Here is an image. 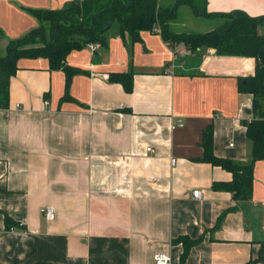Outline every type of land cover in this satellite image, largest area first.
I'll list each match as a JSON object with an SVG mask.
<instances>
[{
	"label": "crops",
	"instance_id": "crops-1",
	"mask_svg": "<svg viewBox=\"0 0 264 264\" xmlns=\"http://www.w3.org/2000/svg\"><path fill=\"white\" fill-rule=\"evenodd\" d=\"M75 1L0 0V55L38 26L30 10ZM79 1L93 8L111 0ZM206 9L261 15L264 0H206ZM220 23L181 4L168 25L206 32ZM100 44L94 53L72 50L64 67L22 59L11 77L0 108V264H153L159 251L179 264L178 236L200 239L184 264H264V159L245 200L213 187L230 182V171L199 159L211 124L215 156L250 161L252 95L239 86L255 59L193 52L153 28L132 36L118 23ZM122 72L131 74V91L113 79ZM5 214L18 227L6 229Z\"/></svg>",
	"mask_w": 264,
	"mask_h": 264
},
{
	"label": "trees",
	"instance_id": "trees-1",
	"mask_svg": "<svg viewBox=\"0 0 264 264\" xmlns=\"http://www.w3.org/2000/svg\"><path fill=\"white\" fill-rule=\"evenodd\" d=\"M173 7H163L159 0H111L103 6L75 1L67 8L30 10L38 23L44 20L48 32L39 26L25 35L11 39L5 53L0 55V108L6 109L9 100L11 77L19 68L22 59L45 58L52 68L63 65L66 56L88 42L103 43L113 23H118L121 32L136 36L142 30L155 26L167 41L182 43L190 51L214 48L220 55L247 56L255 59L254 74L240 79V92L252 95V119L245 121L246 136L251 141V159L240 163L228 158L217 157L212 150V125L202 132L200 145L202 161L220 166L233 174L226 183H213V187L228 189L234 199L245 200L251 196L253 169L256 161L264 159V34L258 31L264 22V14L251 15L240 9L208 11L206 0H174ZM186 4L196 15L219 18L221 23L206 32H175L169 29V21L176 15V7ZM64 67V66H62ZM126 91L132 89L130 73H116L113 77ZM6 229L18 227L8 215H4ZM220 219V217H219ZM200 239L178 236L175 243L182 244L179 264H184L189 249ZM259 261L264 263V243ZM251 263V262H250ZM248 263V264H250Z\"/></svg>",
	"mask_w": 264,
	"mask_h": 264
},
{
	"label": "built area",
	"instance_id": "built-area-1",
	"mask_svg": "<svg viewBox=\"0 0 264 264\" xmlns=\"http://www.w3.org/2000/svg\"><path fill=\"white\" fill-rule=\"evenodd\" d=\"M153 31L161 34L159 27H153ZM86 46L91 53H94L101 46V44L99 42H88ZM44 103L47 104L48 101L45 100ZM146 151H151V149L148 147L146 148ZM171 162L174 163L175 158H171ZM192 196L194 198H199L201 196V191L199 189L192 190ZM41 212L46 220H51L54 217V209L52 207L41 208ZM153 264H171V258L166 252L159 251L153 256Z\"/></svg>",
	"mask_w": 264,
	"mask_h": 264
},
{
	"label": "rangeland",
	"instance_id": "rangeland-1",
	"mask_svg": "<svg viewBox=\"0 0 264 264\" xmlns=\"http://www.w3.org/2000/svg\"><path fill=\"white\" fill-rule=\"evenodd\" d=\"M164 1V0H162ZM167 1V0H166ZM173 1V0H172ZM80 2V1H79ZM83 2V1H82ZM38 26L41 28V29H44L45 33L48 32V25H47V22L44 20L43 22H40L38 23ZM158 27V26H157ZM179 28V27H178ZM181 29V28H179ZM161 30V29H160Z\"/></svg>",
	"mask_w": 264,
	"mask_h": 264
}]
</instances>
